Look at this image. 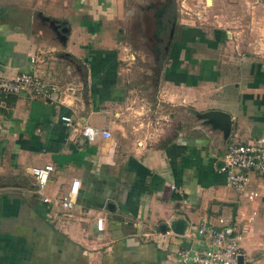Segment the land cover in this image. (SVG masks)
Here are the masks:
<instances>
[{"label": "crops", "instance_id": "obj_1", "mask_svg": "<svg viewBox=\"0 0 264 264\" xmlns=\"http://www.w3.org/2000/svg\"><path fill=\"white\" fill-rule=\"evenodd\" d=\"M175 2L167 64L144 88L124 40L135 1L0 0V76L58 91L0 93V264H176L194 244L172 233L177 221L188 235L194 220L237 219L218 166L231 143L264 138V0ZM210 112L230 117L228 134ZM81 122L111 137L86 142ZM45 165L51 197L80 181L72 211L37 195L31 170Z\"/></svg>", "mask_w": 264, "mask_h": 264}, {"label": "built area", "instance_id": "obj_2", "mask_svg": "<svg viewBox=\"0 0 264 264\" xmlns=\"http://www.w3.org/2000/svg\"><path fill=\"white\" fill-rule=\"evenodd\" d=\"M34 62L35 59H32L31 63ZM24 90H29L32 95L42 98H48L51 93L58 92L42 83L33 74H21L12 78L0 76V93L18 95ZM58 103L66 105L64 98L63 100L59 98ZM59 119L66 127H73L74 119L80 121L77 110H74L71 115H62ZM79 133L89 143L111 137L108 130H102L82 122ZM218 169L226 175L227 185L235 189L239 196L248 203L250 215L241 214L239 220L222 215L218 217L215 225L206 221L197 224L194 227L193 236H190V233L183 235L196 245L180 250L176 264H240V257L242 258L241 264H259L258 261H248L240 248V243L244 240L242 234L245 228L244 223L250 224L256 215L254 206L260 193L256 187L250 184L247 174L252 173L264 177V138L247 143H231L221 158ZM53 170L52 165L31 170L36 193L42 203L50 209L70 212L76 205L81 183L78 179H74L65 194L51 197L47 194V187L49 176ZM171 188L174 189L173 186ZM237 221L240 225L237 224ZM104 222L103 216L96 218L97 232L104 231Z\"/></svg>", "mask_w": 264, "mask_h": 264}, {"label": "rangeland", "instance_id": "obj_3", "mask_svg": "<svg viewBox=\"0 0 264 264\" xmlns=\"http://www.w3.org/2000/svg\"><path fill=\"white\" fill-rule=\"evenodd\" d=\"M135 1V10L132 17V20L130 21L132 24L129 25L126 31V35L124 36V40L127 42V46L129 48V52L133 53L136 57V60L134 63L131 64V71H135V74L138 75V79L135 83L137 86H141L146 88L148 85L150 86L151 83L148 81V79H145L146 73L148 71H160L163 69L164 64L166 63V54L168 51H164L163 45L159 46V48L156 46L158 43L155 42L153 39L155 36H153V32L155 30V15L150 14L159 9L163 4L169 5L168 8L170 10V13L168 16H172L174 19L177 17L176 10L178 9V3L175 2L176 0H129ZM175 4V5H174ZM174 9V10H173ZM151 11V12H150ZM155 13V12H154ZM151 15L148 17V15ZM147 15V17L145 16ZM75 26V25H73ZM76 27V26H75ZM195 32L199 31L197 29ZM200 32V31H199ZM213 33H210V37H213ZM156 43V44H155ZM155 44V46H153ZM154 47V48H153ZM227 49V48H226ZM162 50V51H161ZM228 50V49H227ZM226 50V51H227ZM213 54V53H212ZM157 56L158 61L155 60V57ZM154 83V81H153ZM226 89L230 92V97L237 95L238 89L235 88V86L232 87H226ZM223 92H219L216 95H212V97H207V99L213 98L216 101L222 100ZM235 97L231 100H227L228 104L233 105L235 103ZM202 105V104H201ZM207 109L206 105L200 107L199 109H196L197 111H203ZM233 111V109L231 110ZM232 113V112H231ZM234 113V112H233ZM241 114H239L240 116ZM247 178L254 187L257 188V190L260 193L259 198L257 199V202L259 204V207L257 209V214L254 217V220L250 224L244 223V229L242 231V234L244 236L243 242L240 243V248L245 253L246 258L248 261H258L259 264H264V201H262V198L264 197V193L262 192V189L264 187V177L259 176L257 174L248 173ZM228 190V198L227 202L229 204L240 206L241 211L237 214V220L240 218V213L244 212L245 207L248 205V203L239 196L237 191L229 186ZM228 216V215H227ZM217 220V219H216ZM198 223H195V220L191 223V226L189 228L190 236L194 235V227ZM237 224L240 225L239 221H237ZM175 226H181L183 228L185 225L177 221ZM196 244H193L195 246ZM173 252H171L172 254ZM175 256V250L174 255Z\"/></svg>", "mask_w": 264, "mask_h": 264}, {"label": "flooded vegetation", "instance_id": "obj_4", "mask_svg": "<svg viewBox=\"0 0 264 264\" xmlns=\"http://www.w3.org/2000/svg\"><path fill=\"white\" fill-rule=\"evenodd\" d=\"M167 10H169L168 9V5L167 4L166 5L163 4L159 9L154 11L155 13L154 12L150 13V14L155 15L154 16L155 17V21L154 22H156L154 24L155 25V30L153 32V36H155V37L153 39H155L154 40L155 42H157V43L159 42L156 45L158 48H159V46H161V44H164L163 45V49H162L164 51L168 50L169 45H170V40L173 39L174 35L176 34V32H175L176 28H175L173 17L171 16V19H169L170 18L169 17L166 20V18L168 17ZM150 14L148 15V17L151 16ZM145 16L147 17V15H145ZM181 35H182V33H181ZM202 40H203L202 38L198 37L197 41L196 42L194 41V42H195V44H198V42L199 41L202 42ZM155 44L153 46H155ZM211 48L215 49L216 46H211ZM155 60L158 61L157 56L155 57Z\"/></svg>", "mask_w": 264, "mask_h": 264}, {"label": "water", "instance_id": "obj_5", "mask_svg": "<svg viewBox=\"0 0 264 264\" xmlns=\"http://www.w3.org/2000/svg\"><path fill=\"white\" fill-rule=\"evenodd\" d=\"M63 32H65L63 30ZM208 119L216 120L217 122L221 123L223 130L226 134H228L230 129V117L227 114L221 113V112H210L204 115ZM172 233L177 236H183L184 235V227L181 228V226L174 225L172 228ZM239 263H242V258H239Z\"/></svg>", "mask_w": 264, "mask_h": 264}]
</instances>
